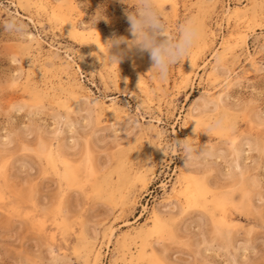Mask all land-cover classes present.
I'll list each match as a JSON object with an SVG mask.
<instances>
[{"label": "rangeland", "instance_id": "374dc122", "mask_svg": "<svg viewBox=\"0 0 264 264\" xmlns=\"http://www.w3.org/2000/svg\"><path fill=\"white\" fill-rule=\"evenodd\" d=\"M176 2L158 0L169 34L196 21L202 37L160 79L147 54L110 58L131 38L122 0H0V264H264V0ZM236 6L248 45L224 56ZM205 93L219 113H193ZM186 137L209 149L199 166L154 145Z\"/></svg>", "mask_w": 264, "mask_h": 264}, {"label": "clouds", "instance_id": "9594fccd", "mask_svg": "<svg viewBox=\"0 0 264 264\" xmlns=\"http://www.w3.org/2000/svg\"><path fill=\"white\" fill-rule=\"evenodd\" d=\"M123 3L130 5L125 11L126 19L129 25V33L131 38L118 37L109 40L105 44L109 48L110 58L113 63L120 62L121 54H113L110 50L125 45L128 50H135L139 54H147L152 62L151 69L155 70L160 79H166L171 67L182 61H190L193 49L200 42L202 37V28L196 21H188L179 25L178 35H170L168 26L160 9L158 0H136L135 4H130L129 0H122ZM23 26L16 25L12 32L17 36H22ZM218 74L229 77L230 68L222 58H217L214 68ZM82 102L88 105L89 117L88 127L94 122L93 101L87 98ZM220 101L213 99L208 94H202L195 102L193 113L195 115L207 116L209 113H219ZM195 127L193 135L207 133L211 136L224 125V116L222 114L215 115L212 119H208L203 128H198L199 120L193 121ZM192 122V123H193ZM161 149L166 156L174 155L183 159L185 167L199 166L207 157L209 149L206 145L197 146L189 138H177L168 144H154Z\"/></svg>", "mask_w": 264, "mask_h": 264}, {"label": "bare ground", "instance_id": "6f19581e", "mask_svg": "<svg viewBox=\"0 0 264 264\" xmlns=\"http://www.w3.org/2000/svg\"><path fill=\"white\" fill-rule=\"evenodd\" d=\"M42 1V0H41ZM171 1L173 4H176V0H169ZM21 2V1H20ZM30 2V0H29ZM38 2V1H37ZM242 2V1H241ZM35 4V3H34ZM39 6V5H38ZM174 6V5H173ZM40 7V6H39ZM38 8V7H37ZM48 8V7H47ZM41 9V8H40ZM241 7H238L236 6V8L229 12V18L233 21L232 23V26H231V30H230V33H229V36L227 37H224L223 41L221 42V48L220 50H222V55H226L227 53H229V51H232L234 50L233 46V40L234 41H238V40H242L244 43H248V37H249V31H248V19L246 20L244 18V16L241 14V11H240ZM50 11V10H49ZM48 12V11H46ZM52 13V12H51ZM224 16V15H223ZM261 17V16H260ZM223 20V19H222ZM231 23V22H230ZM74 25V24H73ZM253 25V24H252ZM252 32V31H251ZM75 33V32H74ZM87 33V32H86ZM87 35V34H86ZM91 37V36H90ZM92 38V37H91ZM102 38V37H101ZM108 39V38H107ZM208 39V38H207ZM109 41V40H108ZM94 43V42H93ZM102 44V43H101ZM105 44V43H104ZM100 45V44H99ZM248 45V44H247ZM102 46V45H101ZM97 47V46H96ZM95 47V48H96ZM245 47V46H244ZM102 48V47H101ZM100 49V48H98ZM104 50V49H103ZM246 50V49H245ZM98 51V50H96ZM106 51V50H104ZM103 52V51H102ZM103 54V53H102ZM248 54V53H247ZM250 54V53H249ZM101 55V54H100ZM99 55V56H100ZM250 56L252 57V55L250 54ZM141 59L142 57H144V55H141L140 56ZM223 58V57H222ZM250 59V58H249ZM143 60V59H142ZM141 60V61H142ZM245 62V61H244ZM253 62V61H252ZM139 65V64H138ZM141 65V63H140ZM242 65V64H241ZM245 65V64H244ZM253 65V64H252ZM80 68H82L81 65H79ZM139 68V67H138ZM201 69V68H200ZM241 69V68H240ZM239 69V70H240ZM234 70V69H233ZM236 70V69H235ZM196 73V72H195ZM188 74V73H187ZM186 74V75H187ZM190 77V75H189ZM227 78V77H226ZM225 78V79H226ZM221 83V82H220ZM71 84V83H70ZM137 85V84H136ZM25 87V86H24ZM217 87V86H216ZM220 89V88H219ZM208 91V90H207ZM73 93V92H72ZM256 127V126H255ZM55 140V139H54ZM2 151V150H1ZM61 151V150H60ZM68 154V153H67ZM71 156V155H70ZM88 159H86V156H85V159L87 160V163H86V169L89 173H93L94 172V166L91 162V159L90 157H87ZM64 162V161H63ZM68 166V165H67ZM185 166V165H184ZM98 169V168H97ZM133 170V169H132ZM142 171V170H141ZM193 172V171H192ZM141 174V173H140ZM140 177L143 176V175H139ZM241 177V176H240ZM142 178V177H141ZM139 179V178H138ZM144 180V179H143ZM238 180V178H237ZM177 183V182H176ZM178 186V189H177V192L178 194L180 195V197H183L187 202V203H190L192 200H193V197L195 195V189H194V185H193V182L191 181L190 177L187 176V175H183L180 179H179V184L177 185ZM176 186V187H177ZM166 187V186H165ZM173 192V191H172ZM175 194V193H174ZM209 196V195H208ZM176 198V197H175ZM207 198V197H206ZM184 202V203H185ZM235 202V201H234ZM250 202V201H249ZM248 203V202H247ZM159 219H157L158 221ZM161 221V220H160ZM173 221V220H172ZM158 225V224H157ZM160 227V225H159ZM219 228V227H218ZM113 230V229H112ZM218 230V229H216ZM220 230V228H219ZM109 234V233H108ZM228 234V233H227ZM111 239V238H110ZM107 245V244H106ZM144 248V247H143ZM92 251V250H91ZM144 252V251H142ZM147 252V251H146ZM146 254V253H145ZM97 255H100L98 254L97 252ZM144 256V255H143ZM155 256V255H154ZM98 258V256H96ZM96 258V259H97ZM100 260V259H99ZM98 260V261H99ZM97 261V262H98Z\"/></svg>", "mask_w": 264, "mask_h": 264}]
</instances>
